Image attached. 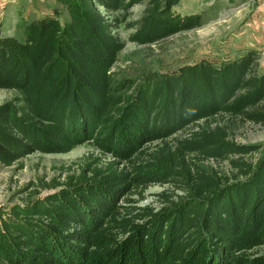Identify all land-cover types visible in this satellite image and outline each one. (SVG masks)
Returning a JSON list of instances; mask_svg holds the SVG:
<instances>
[{
  "label": "trees",
  "instance_id": "16d2710c",
  "mask_svg": "<svg viewBox=\"0 0 264 264\" xmlns=\"http://www.w3.org/2000/svg\"><path fill=\"white\" fill-rule=\"evenodd\" d=\"M144 1L60 0L68 21L48 15L24 40L0 38V89L20 94L0 105V164L23 167L34 153L85 143L114 158L103 166L88 157L44 197L0 207V264H264L253 252L264 247V156L251 159L259 147L231 140L221 124L176 136L218 118L264 125L259 54L184 65L122 95L112 69L124 43L97 6L112 13ZM180 1L149 0L130 41L200 27V17L173 13ZM204 160L228 162L232 175L206 171L196 163ZM169 183L185 195L156 212L123 205Z\"/></svg>",
  "mask_w": 264,
  "mask_h": 264
},
{
  "label": "rangeland",
  "instance_id": "374dc122",
  "mask_svg": "<svg viewBox=\"0 0 264 264\" xmlns=\"http://www.w3.org/2000/svg\"><path fill=\"white\" fill-rule=\"evenodd\" d=\"M148 1L138 3L128 11L112 13L97 6V10L115 24V33L124 43L119 60L112 69L113 83L121 86L122 95L134 93L138 85L155 74L171 73L184 65L204 60L221 64L250 51L258 52V69L264 71V0H181L173 7V13L181 17H200L201 26L155 44L139 45L130 38L141 25ZM48 15L57 16L62 23L69 20L60 0H0V38L24 40L28 24ZM19 96L16 91L0 89V105ZM216 124L229 129L231 140L258 146L252 160L257 162L264 156V125L218 118L200 122L176 136L184 139L195 130L212 129ZM168 142L174 146L173 140ZM160 146L161 142L153 143L148 146L149 151ZM91 156L99 158L103 166L114 161L113 157L103 154L91 143H85L64 154L34 153L21 161L23 167L0 164V207L23 206L34 194L30 193L35 191L36 196L44 197L54 184L65 183L68 176L80 174L79 165ZM196 163L206 171L232 175L228 162L204 160ZM31 184L33 187L28 190ZM184 195L171 183L153 185L130 196L123 205L133 215L143 209L156 212L166 201L176 202L179 196ZM253 252L264 256V247Z\"/></svg>",
  "mask_w": 264,
  "mask_h": 264
}]
</instances>
